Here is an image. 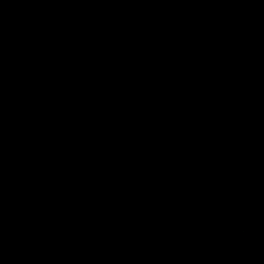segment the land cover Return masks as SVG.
<instances>
[{"label": "water", "instance_id": "obj_1", "mask_svg": "<svg viewBox=\"0 0 264 264\" xmlns=\"http://www.w3.org/2000/svg\"><path fill=\"white\" fill-rule=\"evenodd\" d=\"M0 264H264V0H0Z\"/></svg>", "mask_w": 264, "mask_h": 264}]
</instances>
